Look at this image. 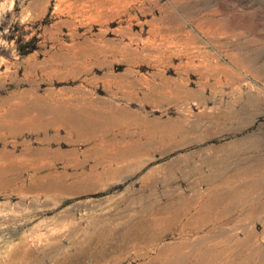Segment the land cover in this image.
Segmentation results:
<instances>
[{
  "label": "rangeland",
  "instance_id": "1",
  "mask_svg": "<svg viewBox=\"0 0 264 264\" xmlns=\"http://www.w3.org/2000/svg\"><path fill=\"white\" fill-rule=\"evenodd\" d=\"M109 1L0 0V264L182 263L159 254L181 242L214 250L186 264H264V174L232 175L264 160V0ZM64 62L70 71L45 68ZM50 91L127 108L131 130L169 140L119 173L75 183L76 159L85 173L93 163L85 143L64 130L10 131L3 120L14 102ZM66 162L59 187L40 186L51 175L37 167L60 173ZM214 170L231 199L216 207L213 231L137 240L133 226L154 204L210 195L203 176Z\"/></svg>",
  "mask_w": 264,
  "mask_h": 264
},
{
  "label": "bare ground",
  "instance_id": "2",
  "mask_svg": "<svg viewBox=\"0 0 264 264\" xmlns=\"http://www.w3.org/2000/svg\"><path fill=\"white\" fill-rule=\"evenodd\" d=\"M110 2L111 1L107 3L110 4ZM116 2H118V0ZM72 67L73 66L70 62H64L63 64H58V66L51 63H47L45 65V68L47 70L54 73L62 68H63L62 71L67 72L70 71ZM149 92H150L149 94H151L152 92H155V89H151ZM31 98L32 99L27 101L19 100L14 102L13 105L10 107V109L4 113V115L6 113L8 114L7 116H5L6 118H4L3 120L9 123L12 129L10 131L26 130L29 132H33L38 130H53L59 132L60 130H64L67 139L71 140L75 137L77 142L85 143L87 145V148L85 149L86 153H83L82 155L83 157L93 158V163L88 166V173H85L84 162H81V160L76 159V162L73 165H71L73 170L75 171V173L72 175V180L75 183L81 182L87 185V183H89V181L93 178H97L98 180L102 178L105 179L114 173L115 174L119 173L127 169L131 161L135 160L134 163L140 161L146 151H160L165 146L166 143L165 141L169 140L170 137V135H168L166 131L147 130L145 132L143 130L140 131L136 129L131 130L132 124L130 122L135 121L137 118L135 117L136 118V119L134 118L135 120L131 118L133 117V115L127 110V108H119L117 107V105H113L111 102H105L106 101L105 99H104L105 101H103L102 99H98V98L86 97L84 94H81L77 97L69 96L68 98L65 97L58 98L56 96V93L53 91L48 92L47 95L44 97L33 96ZM128 119L129 120L131 119V121H128ZM11 134H13V132ZM154 136H160L161 140L155 139ZM142 139H144L145 142H142ZM103 141H106L105 143L108 142L109 146L111 147L116 146V149L114 150L106 149V151L105 150L101 151L102 149L100 150L99 147L103 148L104 146L107 145L103 143ZM68 167H70L68 162L64 163L63 170L60 173L57 171L53 172L49 168L46 169L45 167H37L38 170L42 171V169L43 170L45 169L47 170V172L49 171L48 173L51 175L50 178L48 177L49 178L48 180H42L40 186L47 190L55 189L59 187L58 179L68 178L70 176L67 173ZM216 172L217 170L210 172V177L212 178L210 177L208 178V176H203L204 183H206L208 187H210L213 190L210 195H207L206 197H202V198L193 197L186 201H183L181 199L168 198L165 200V202L161 204H154L149 210L150 217L149 218L143 217L137 220L133 226L135 232L134 231L132 232L133 235L137 238V240L140 243H146V242L155 243L158 242L160 239H162L167 232H170L173 229L174 230L179 229V231L182 233L184 237L183 239L186 241L188 239L186 237L190 232L204 230L208 228L210 225L212 226L215 219L217 218L216 217L217 213H219L218 211H216V207L219 204H222L224 201H227L228 198H230V197L227 198L226 195L223 196L222 194H220L221 187L217 184L219 177L215 176ZM261 174H264V160L252 162L250 166L246 168H241L232 173L234 177L257 176ZM234 177L232 176V178ZM43 178H46V176ZM242 178L244 179V177ZM252 181L246 185L250 189L254 190L258 187V183L255 180H254L255 182ZM229 182L232 183L233 181H229ZM225 184L227 183L225 182ZM243 192H242V197L243 194L247 192V190L246 192L244 193ZM249 195L250 194H248V196ZM232 196L234 197V195ZM231 201H229L228 203L230 202L234 203L233 199ZM240 202H237V204ZM243 202L246 203V201ZM251 205L252 204H250V206ZM256 209L258 211L264 210V202L258 203ZM223 211L225 215L226 214L228 215L226 217H229L230 210L228 211L223 210ZM234 214L236 213L234 212ZM183 216L186 217L185 223H182ZM232 217L233 216H231V218ZM222 220L225 219L223 218ZM232 227L234 228V226ZM210 231H213V226ZM216 236L217 237L220 236V232L219 235ZM216 244H218V242L214 243V248ZM203 247L202 248L199 247L197 248L196 246L190 247L185 242H181L178 245H173L172 247H168L167 249L165 248L162 249L159 252V254L161 256L163 255L170 257L174 255H178L179 256L178 259L182 260V263L176 261V262H172L171 264H186L185 261L189 258L193 257L196 258L197 260H200L203 256L214 252V250H210L208 249V247L205 246ZM228 247L229 246H227L226 248ZM235 247L233 249H235ZM233 249L231 248V250L228 252H231L233 254V252L235 251ZM235 254L237 255V253ZM235 259L236 258L234 257V260ZM253 259L251 260L252 264H257L256 263L257 261L255 262V260L253 261ZM210 262L212 263V261ZM225 263H227V260Z\"/></svg>",
  "mask_w": 264,
  "mask_h": 264
},
{
  "label": "crops",
  "instance_id": "3",
  "mask_svg": "<svg viewBox=\"0 0 264 264\" xmlns=\"http://www.w3.org/2000/svg\"><path fill=\"white\" fill-rule=\"evenodd\" d=\"M236 223H238V222H236ZM235 225H237V224H235Z\"/></svg>",
  "mask_w": 264,
  "mask_h": 264
}]
</instances>
